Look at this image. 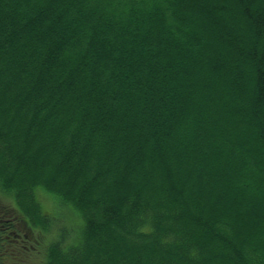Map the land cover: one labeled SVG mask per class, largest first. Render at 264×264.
Instances as JSON below:
<instances>
[{"label":"trees","instance_id":"obj_1","mask_svg":"<svg viewBox=\"0 0 264 264\" xmlns=\"http://www.w3.org/2000/svg\"><path fill=\"white\" fill-rule=\"evenodd\" d=\"M0 192V264H264V0H0Z\"/></svg>","mask_w":264,"mask_h":264},{"label":"rangeland","instance_id":"obj_2","mask_svg":"<svg viewBox=\"0 0 264 264\" xmlns=\"http://www.w3.org/2000/svg\"><path fill=\"white\" fill-rule=\"evenodd\" d=\"M38 198H39V201L41 203L42 210H43L44 214L55 216L56 212H57V215L59 216V214H61V212H62L64 219H58V222H60L62 224H67L68 222L70 224L76 223L75 225H76V227H78V228H76V230L79 231V229H80L79 225L81 224V220L79 219L78 216H76L73 212H70V211H68L66 214L63 213L62 210L60 212L59 209L56 208L55 200L44 192H40L38 195ZM0 205L5 207L8 210L14 209V211H15V207H16L15 203L11 199L6 198L1 192H0ZM62 214H61V216H62ZM37 232L38 233L41 232V229H38ZM50 239H51V237L49 235L44 239V242H47ZM42 240H43V238L39 241H41V243H42L43 242ZM3 245L6 247V249L4 250V253H3V256L6 257V259L4 261L5 264L17 263V260L19 259L17 257V254L22 250L23 251L35 250L37 252L38 249L41 247V246H39V243L37 242V240H35L34 235L31 238L30 237L28 238V236L26 238H16L14 240H11L9 244L5 242ZM32 246H34L35 248H32ZM30 254L31 253L29 252L26 257L22 255L23 260L27 261L29 264H38L37 259L33 258V261L28 259Z\"/></svg>","mask_w":264,"mask_h":264}]
</instances>
